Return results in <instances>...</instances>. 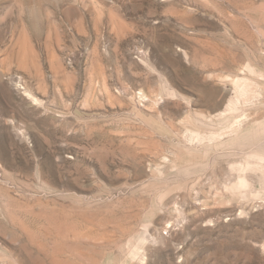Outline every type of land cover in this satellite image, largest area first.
Wrapping results in <instances>:
<instances>
[{"label": "rangeland", "instance_id": "1", "mask_svg": "<svg viewBox=\"0 0 264 264\" xmlns=\"http://www.w3.org/2000/svg\"><path fill=\"white\" fill-rule=\"evenodd\" d=\"M0 264H264V0H0Z\"/></svg>", "mask_w": 264, "mask_h": 264}]
</instances>
